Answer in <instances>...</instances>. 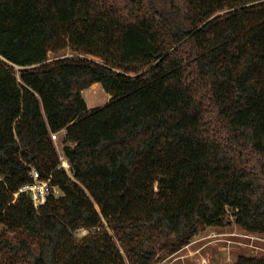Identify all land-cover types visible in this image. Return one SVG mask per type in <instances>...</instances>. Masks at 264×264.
<instances>
[{
  "label": "trees",
  "instance_id": "16d2710c",
  "mask_svg": "<svg viewBox=\"0 0 264 264\" xmlns=\"http://www.w3.org/2000/svg\"><path fill=\"white\" fill-rule=\"evenodd\" d=\"M228 207L264 233V0H0V264H151Z\"/></svg>",
  "mask_w": 264,
  "mask_h": 264
},
{
  "label": "rangeland",
  "instance_id": "374dc122",
  "mask_svg": "<svg viewBox=\"0 0 264 264\" xmlns=\"http://www.w3.org/2000/svg\"><path fill=\"white\" fill-rule=\"evenodd\" d=\"M222 12L217 11L215 14ZM57 54L79 55L103 61L98 56L73 50L70 47H65L59 53L50 51L48 60L55 58ZM131 74L135 73L131 72ZM82 95L89 108L102 106L110 99V94L98 83H93L90 87L83 89ZM51 136L59 154V163H61L62 160H66L62 149L64 131L56 132ZM54 194L60 195L61 190L56 187ZM1 230H3L2 226H0ZM84 233H86V229L76 230L74 236L79 237ZM239 254H264V233L249 232L243 229L235 222L234 210L228 207L222 224L201 227L191 240L179 250L155 258L151 264H233ZM2 260L4 261L5 258L0 253V261Z\"/></svg>",
  "mask_w": 264,
  "mask_h": 264
},
{
  "label": "built area",
  "instance_id": "2783aa9c",
  "mask_svg": "<svg viewBox=\"0 0 264 264\" xmlns=\"http://www.w3.org/2000/svg\"><path fill=\"white\" fill-rule=\"evenodd\" d=\"M17 67L18 66H16V68ZM58 167L59 168L63 167L68 173H70V169H69L70 165L68 160L66 163L64 160H62V162L59 163ZM30 176L32 177V182L26 183L21 187H19L18 192L26 193L31 198L34 207L38 209L42 204L45 203L48 195L55 192L57 186L51 184L50 178L42 179L39 176L37 169L34 167H32L30 170ZM18 192H16L15 195H17ZM80 229H85V228H79L77 229V231ZM87 231L88 230L86 229V232Z\"/></svg>",
  "mask_w": 264,
  "mask_h": 264
},
{
  "label": "bare ground",
  "instance_id": "6f19581e",
  "mask_svg": "<svg viewBox=\"0 0 264 264\" xmlns=\"http://www.w3.org/2000/svg\"><path fill=\"white\" fill-rule=\"evenodd\" d=\"M67 162V160H65V163Z\"/></svg>",
  "mask_w": 264,
  "mask_h": 264
},
{
  "label": "crops",
  "instance_id": "0c3cea01",
  "mask_svg": "<svg viewBox=\"0 0 264 264\" xmlns=\"http://www.w3.org/2000/svg\"><path fill=\"white\" fill-rule=\"evenodd\" d=\"M62 131H64V130H62ZM54 134V133H53Z\"/></svg>",
  "mask_w": 264,
  "mask_h": 264
}]
</instances>
